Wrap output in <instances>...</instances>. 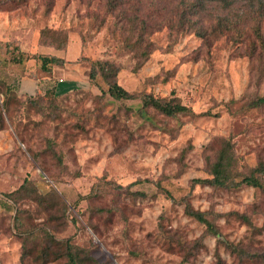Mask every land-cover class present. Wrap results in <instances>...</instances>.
Instances as JSON below:
<instances>
[{"label": "rangeland", "instance_id": "1", "mask_svg": "<svg viewBox=\"0 0 264 264\" xmlns=\"http://www.w3.org/2000/svg\"><path fill=\"white\" fill-rule=\"evenodd\" d=\"M123 1L118 11L109 9V0H0L1 54L9 59L27 54V70L53 74L55 94L64 98L47 105L35 93L16 96L26 103L32 97L27 104L12 102L19 133L7 119L0 130V194L6 196L25 177L40 193L55 190L50 211L26 193L13 200L0 195V264H66L44 231L60 240L70 237L94 264H180L177 240L202 243L185 264H237L220 240L264 246V193L258 188H189L191 179L208 176L223 138L233 145L240 173L264 161V105H247L264 95V61L259 48L251 51L257 20L264 38V15L249 16L251 8L238 1L224 9L209 6V23L216 17L230 23L204 41L194 32L176 33L164 21L173 18L179 0ZM123 9L135 12L151 31L152 51L142 63L125 42L139 33L140 20L124 21ZM40 55H57L64 63L45 72ZM95 60L112 61L117 82L129 92L175 96L195 114L145 113L139 98L113 99L100 89L101 78H89ZM27 74L15 63L0 69L6 79ZM108 180L121 188L96 193ZM138 180L143 181L129 187ZM155 181L177 199L187 195L220 234H207ZM237 214L247 215L254 227ZM161 228L173 242H166ZM36 234L24 251L22 240Z\"/></svg>", "mask_w": 264, "mask_h": 264}, {"label": "trees", "instance_id": "2", "mask_svg": "<svg viewBox=\"0 0 264 264\" xmlns=\"http://www.w3.org/2000/svg\"><path fill=\"white\" fill-rule=\"evenodd\" d=\"M238 2L245 3L246 6L251 8L249 12V16L258 19L264 15V0H179L176 13L173 15V18L165 19L169 25L170 29L174 25V31L176 33L181 32L183 34L194 32L196 35L201 37L204 41H206L210 36H212L213 32L217 29L222 28V26L229 24V21L223 22L220 18L215 19L214 22L209 23L206 18H208V8L209 6H214L215 9L218 8H229L232 4ZM123 0H109L108 7L110 10H114L119 8L123 4ZM212 6V7H213ZM223 8V9H224ZM121 19L124 21H134L137 20L138 16L135 12L132 14H128L124 9L123 12L119 14ZM139 19V18H138ZM140 20V19H139ZM124 23V22H123ZM122 23V24H123ZM141 29L137 35L133 33V39L130 37L125 38L126 44L130 48H134L136 50L137 55L141 58L140 63L144 61L152 51V41H150L147 36L149 32L147 29L149 28L145 25L144 22L140 20ZM209 23V24H208ZM138 25V24H137ZM159 25V22H158ZM136 27V25L132 24L131 28ZM160 27V26H158ZM131 30V29H130ZM253 31V42L251 45V51H254L255 48H259L257 50L258 57H261V61H264V38L261 33L258 20L256 24L252 28ZM216 33V32H215ZM146 41L143 43V41ZM138 48L142 51L138 54ZM262 48V50H261ZM1 47H0V69L6 66V63H15L20 65V70L27 71L30 75H35L36 73L30 72L27 70L29 67L26 66V62L29 59L27 54L23 51H20L24 58L18 55L13 56L9 59V57L3 56L1 54ZM39 67L41 70L45 72H49V70L53 67V65H60L64 63L62 57L57 55L45 56L40 55L38 56ZM118 68L115 64L110 60H95L91 63V68L88 72L89 78L91 81H95L98 77L104 82L102 86H99L100 89L113 99L117 100H130L139 98V109L147 113L149 109H153L160 114L165 116L173 117L177 114H192L194 115V111L186 104L182 103L179 98L172 96V97H160L153 93L143 92L140 95H136L135 93L129 92L125 88H123L116 80ZM36 76V75H35ZM19 79L12 78L6 79V77L0 75V94L2 95V100L0 102V130L6 126V119L12 125L16 133H19L18 129V116L14 114L16 110L12 107V102H17L19 104H27L32 100L30 97L29 101L20 102L16 100V96L19 97L18 94V83ZM56 81L57 79L54 76H49L47 79L39 78L37 81L38 84H41V89L36 90L35 95L40 96L44 103L47 105H51L53 103L60 104L61 99H64L62 96H58L55 94L56 90ZM38 101L35 100V104ZM57 104V105H58ZM41 105V104H40ZM248 107L250 108H260L264 105V95L256 96L255 98L251 99L247 103ZM209 114V112H204L205 114ZM203 114V113H201ZM31 157L33 160L37 161L38 154L31 152ZM43 168V167H42ZM44 170V169H43ZM143 180H138L129 184V187L133 184L142 182ZM145 182L149 181L148 179L144 180ZM31 183L27 177L23 179L20 185L8 192V194L1 193L0 195L8 200H13L16 195H22L26 193L28 197H31L34 201H37L40 205H42L46 210L50 211L51 200L49 199V194L52 198V193L55 194V190L50 189L47 192L40 193L34 186H27ZM155 185L161 188L164 193L175 202H180L183 204V211L186 215L195 219L198 223L204 226L205 232L207 234H212L214 236H218L220 234L218 227L215 225L214 221L208 218L207 213L204 211H200L194 209L188 198L187 195L181 196L179 199L175 198L171 192L161 186L160 182L155 181ZM196 185H209L210 187H220V188H228L232 186H253L258 188L262 193H264V161H259L253 168L249 169L248 173H240L237 170L236 166V157L233 150V145L230 139L223 138L221 140L220 146L216 151L214 159L209 162V174L207 177H196L191 179L190 181V190L193 189ZM119 189L121 186L115 185L111 181H105L102 185L99 184L96 187L97 192L99 193L101 190H104L108 187ZM93 193V192H92ZM94 194V193H93ZM91 195V193H90ZM21 210L18 209L15 213V224L17 227L23 224L21 218ZM240 220L243 221L246 225L250 228L254 227L250 218L245 214H237ZM94 231L98 233V231L92 226ZM162 236H164V231L161 228ZM30 231H28L29 233ZM44 236L46 242L54 241L58 246L56 250V257H64L66 260V264H89L95 263L94 258L89 254V251L85 248H82L76 244L70 242V237L64 238L62 240L57 239L55 235H52L48 231H44ZM37 237L36 235H31L28 238L22 240V247L24 251L27 250V243H33ZM166 242L170 243L173 242V238L169 236H164ZM193 246L184 244L182 240H177L175 242L177 244L178 250L182 254V259L180 264L187 263L190 259V256H194L193 251H198V247L202 244L200 239L194 241ZM228 249L235 257L237 258V264H246L245 262L249 261L250 264H264V246L261 247H252V245H246L239 242L233 241H219ZM41 258L45 257L44 254H40Z\"/></svg>", "mask_w": 264, "mask_h": 264}, {"label": "crops", "instance_id": "3", "mask_svg": "<svg viewBox=\"0 0 264 264\" xmlns=\"http://www.w3.org/2000/svg\"><path fill=\"white\" fill-rule=\"evenodd\" d=\"M49 76H53V74L39 72L38 74H36V76L30 75L29 73L25 76H22L18 83V94L19 95H31L35 93L36 90H40L41 84L37 83L39 78L47 79Z\"/></svg>", "mask_w": 264, "mask_h": 264}]
</instances>
